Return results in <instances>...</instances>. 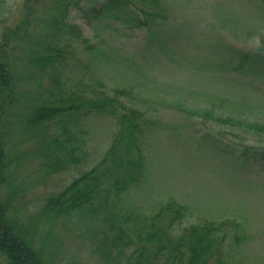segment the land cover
I'll return each instance as SVG.
<instances>
[{
	"label": "trees",
	"instance_id": "trees-1",
	"mask_svg": "<svg viewBox=\"0 0 264 264\" xmlns=\"http://www.w3.org/2000/svg\"><path fill=\"white\" fill-rule=\"evenodd\" d=\"M82 1L18 0L10 20L0 11V264H86L72 243L96 264H241L224 253L231 229L239 240V225L206 219L173 233L183 204L169 199L150 215L123 206L125 192L145 176L143 141L153 121L124 101L131 87L109 91L97 73L87 83L69 81L72 66L90 71L93 59L107 58L69 19L70 7L89 26L150 28L166 18L167 0ZM260 43L264 48V38ZM93 114L109 115L117 127L100 159L19 214L12 206L22 188L16 174L28 162L37 180L79 165L88 156L83 117ZM244 126L262 145L241 153L264 171V122Z\"/></svg>",
	"mask_w": 264,
	"mask_h": 264
},
{
	"label": "rangeland",
	"instance_id": "rangeland-1",
	"mask_svg": "<svg viewBox=\"0 0 264 264\" xmlns=\"http://www.w3.org/2000/svg\"><path fill=\"white\" fill-rule=\"evenodd\" d=\"M17 2L2 4L8 20ZM167 6L166 18L150 28L112 21L89 26L70 7L69 19L107 58L93 59L90 71L72 66L69 81L87 83L97 73L109 91L131 87L124 101L153 121L143 141L146 173L125 192V208L150 215L169 199L183 204L185 216L173 233L206 219L227 220L239 225V240L231 229L226 259L264 264V171L241 153L246 145H262L244 124L264 122V1L167 0ZM82 123L88 156L79 165L37 180L28 162L16 174L22 188L12 206L19 214L34 211L46 194L100 159L117 128L109 115L93 114ZM59 222L55 225H67ZM71 246L86 264H96L85 249Z\"/></svg>",
	"mask_w": 264,
	"mask_h": 264
}]
</instances>
